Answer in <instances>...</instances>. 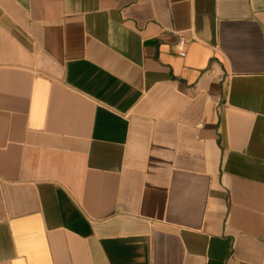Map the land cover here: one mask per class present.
I'll list each match as a JSON object with an SVG mask.
<instances>
[{
    "label": "crops",
    "instance_id": "obj_1",
    "mask_svg": "<svg viewBox=\"0 0 264 264\" xmlns=\"http://www.w3.org/2000/svg\"><path fill=\"white\" fill-rule=\"evenodd\" d=\"M0 264H264V0H0Z\"/></svg>",
    "mask_w": 264,
    "mask_h": 264
},
{
    "label": "built area",
    "instance_id": "obj_2",
    "mask_svg": "<svg viewBox=\"0 0 264 264\" xmlns=\"http://www.w3.org/2000/svg\"><path fill=\"white\" fill-rule=\"evenodd\" d=\"M188 41V38L178 35L177 47L181 56H185L186 54V46L188 44Z\"/></svg>",
    "mask_w": 264,
    "mask_h": 264
}]
</instances>
